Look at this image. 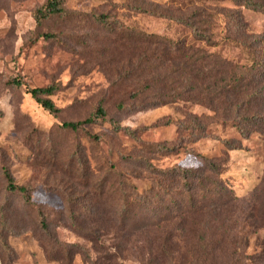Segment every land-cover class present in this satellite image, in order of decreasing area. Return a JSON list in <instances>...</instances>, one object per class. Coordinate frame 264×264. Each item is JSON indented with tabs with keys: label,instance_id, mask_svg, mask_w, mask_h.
<instances>
[{
	"label": "rangeland",
	"instance_id": "374dc122",
	"mask_svg": "<svg viewBox=\"0 0 264 264\" xmlns=\"http://www.w3.org/2000/svg\"><path fill=\"white\" fill-rule=\"evenodd\" d=\"M44 1L0 0V165H7L16 182L31 188L32 200L45 215L50 233L38 224L35 213L26 210L19 196L13 197L10 210L15 230L9 241L15 255L11 263H5L0 245V264H91L85 250L93 259L116 254L114 264H147L150 240L157 245L160 237L170 234V240L177 238L182 245H193L191 222L176 231L179 217L168 211L174 210L179 200L178 204L188 202L177 166L215 181L207 179L203 187L193 180L199 185L197 201L207 199L204 204H213L211 199L218 195L216 181L221 178L229 185L238 197L233 207L241 208L225 223L232 228L235 251L241 253L235 264H264V222L241 218L245 212L264 215L260 213H264V137L259 133L242 136L229 123L217 122L213 112L201 104L180 101L142 110L132 108L127 97L131 81H122L116 71L109 70L119 66L124 55L120 41L93 16L95 12L109 13L133 28L184 39L239 65L254 62L255 55L264 70V12L244 8L245 31L235 36L227 32L223 13L238 9L231 0H65V16L38 25L33 12ZM199 8L215 14L207 28L214 44L196 37L188 25L164 16L187 15ZM45 31L56 36H42ZM238 37L249 43L253 53L243 49ZM14 77H21L30 86L58 85L50 97L60 111L54 114L46 110L26 87L11 83ZM100 102L108 119L135 133L117 131L109 122L88 123L86 128L99 135L95 139L82 130L62 126L63 121L92 114ZM259 107L264 108V101ZM190 115L208 116L200 118L206 134L180 127L179 122ZM222 138L234 140L237 148L229 149ZM161 145L175 146V150ZM206 158L221 166L220 177L207 169ZM4 186L0 168V197ZM139 195L144 201L150 197L153 204L132 209V223L150 227L163 219L161 226L123 234L115 220V207L121 196L132 202ZM72 209L80 228L95 230L94 235L104 232L97 244L74 228ZM114 235L120 236L121 249ZM73 243L79 246L73 249ZM62 247L70 251L63 252ZM72 250L76 252L72 254ZM220 262L225 264L222 258Z\"/></svg>",
	"mask_w": 264,
	"mask_h": 264
},
{
	"label": "trees",
	"instance_id": "16d2710c",
	"mask_svg": "<svg viewBox=\"0 0 264 264\" xmlns=\"http://www.w3.org/2000/svg\"><path fill=\"white\" fill-rule=\"evenodd\" d=\"M231 1L238 6V9L223 13L226 17L227 32L236 36L245 31L242 20L244 8L264 12V0ZM133 9L153 14L152 11L140 7H133ZM66 13L65 0H45L43 4L34 9L33 16L37 24L40 25L48 19L65 16ZM93 14L101 24L112 30L120 41L118 46L124 55L119 59V66L112 71L109 70L112 73L116 71L120 80L131 81V89L127 97L132 101V108L142 110L180 101L201 104L213 112V118L217 119V122L229 123L242 136L248 137L253 133H259L264 137V108L259 107L264 101V70L260 68L255 55L254 62L239 65L218 52L208 51L204 47L188 43L184 39H173L158 33L133 28L129 24L115 19L109 13L95 12ZM214 15L207 8L196 9L187 15L164 14L165 17L188 25L193 34L207 44H214L211 35L207 32L210 25L208 23L213 21ZM42 36L51 38L56 34L45 31ZM237 39L240 40L243 49L253 53L249 43L239 37ZM256 77L258 78L256 79ZM11 83L26 87L32 97L49 112L56 114L60 111V108L50 97L56 92L58 85L30 86L21 77H14L11 79ZM203 117L208 116L190 115L188 120L179 122L180 127L189 128L194 132L200 130L206 134L207 128L200 122V118ZM93 122H109L117 131L124 130L130 134L135 133L131 128L123 127L108 119L106 109L101 102L96 105L92 114L84 119L66 120L62 122V126L73 131L82 130L88 136L97 139L99 135L86 128L88 123ZM222 142L229 149L237 148L234 140L222 138ZM161 147L169 151L175 150V146L161 145ZM206 160L207 169L214 176L220 177L221 166L213 159L206 158ZM0 168L5 181L4 191L0 197V245L4 251V262L11 263L15 255L9 241L10 234H13L15 230L12 222L13 213L10 210L13 197L19 196L23 200L26 210L38 216V224L47 233H50V227L40 206L32 200L31 188L16 182L7 165L1 163ZM176 168L179 181L182 182V186L188 193L186 194L188 202L187 204H178L179 200L174 210L168 211L176 213L179 217L176 225L179 226L176 231L181 230L183 225L188 224L189 221L191 222L195 243L191 246L182 245L177 238L170 240V234L164 237L159 236L161 239L157 245L155 241H149L150 253L147 264H221V258L225 260V264H235L237 260H240L241 253L235 251L237 246L230 236L233 234L232 228L225 226V223L230 222L235 217L237 210L241 209L233 207L238 197L231 193L229 185L220 178L219 181H216L218 195L215 196V199H211L213 204H204L207 199L197 201L199 198L196 196V187L199 185H196L195 181L206 187L204 181L212 178L200 173L196 174L181 166ZM212 182L215 181L212 179ZM114 190L111 188L112 195H114ZM141 196L139 195L138 199L132 202L126 198L127 196H121L120 203L115 207V220L120 222L123 234L132 235L134 230L142 232V228L146 231L148 228L151 230L161 226L163 219L149 224L150 227L132 223V218L129 216L133 212L132 209L142 210L144 205L148 207L153 204L150 197L144 201L140 198ZM206 196L208 194L204 195V197ZM169 208L173 209L170 206ZM72 216L74 228L86 233V238L97 244V240L104 235V232L94 235L95 230L86 231L84 228H80L79 218L73 209ZM197 217L199 220L196 219ZM241 218L243 221L250 220L254 223L262 224L264 222V215H256L251 212L243 213ZM218 222L224 223V226ZM249 230L246 231L245 239H247ZM113 238L118 241L116 244L121 249L120 236L114 235ZM129 240L127 237L124 239L125 242ZM76 246L79 245L72 244L73 249ZM124 247L122 246V249ZM62 251L70 250H64L62 247ZM75 252L76 250H72V254ZM84 256L89 258L91 264H114V258H116V254L109 253L101 257L98 255L96 259H93L86 250ZM142 260L144 261V258Z\"/></svg>",
	"mask_w": 264,
	"mask_h": 264
}]
</instances>
